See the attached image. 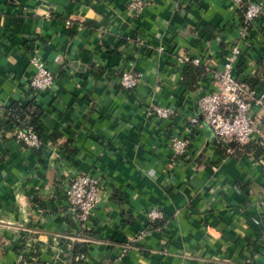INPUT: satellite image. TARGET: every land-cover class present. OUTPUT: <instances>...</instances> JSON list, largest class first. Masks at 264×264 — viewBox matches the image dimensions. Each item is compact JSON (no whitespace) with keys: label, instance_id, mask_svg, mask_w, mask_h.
<instances>
[{"label":"crops","instance_id":"obj_1","mask_svg":"<svg viewBox=\"0 0 264 264\" xmlns=\"http://www.w3.org/2000/svg\"><path fill=\"white\" fill-rule=\"evenodd\" d=\"M129 1L0 0V264L29 253L34 264H264V140L252 135L231 153L217 146L196 106L210 73L199 66L193 77L178 60L219 67L239 41L240 12L232 0H143L135 15ZM246 41L235 74L257 115L264 14ZM33 51L54 75L46 91L27 86ZM124 68L140 73L132 90L119 85ZM152 105L172 113L148 115ZM33 109L40 144L27 148L13 133ZM172 135L187 140L181 157H172ZM75 173L101 186L82 225L63 195ZM154 206L162 219L152 225Z\"/></svg>","mask_w":264,"mask_h":264},{"label":"built area","instance_id":"obj_2","mask_svg":"<svg viewBox=\"0 0 264 264\" xmlns=\"http://www.w3.org/2000/svg\"><path fill=\"white\" fill-rule=\"evenodd\" d=\"M234 6L240 12V20L237 27L238 42L229 46L223 55L220 66L214 65L211 59L200 60L188 55L178 58L180 62H187L196 66H202L209 71L212 88L204 92L196 99V106L202 116L204 124L212 131L215 144L231 153L233 147L246 144L252 135H256L258 141L264 140V102L261 97L254 100L261 113L252 114L250 109L251 91L243 81L235 74V65L241 56L240 43H246L247 36L256 19L264 14V0H232ZM143 0H131L127 7L137 15L144 7ZM159 51L162 47L158 48ZM29 64L33 67V73L27 82V86L34 92L50 89L54 83V75L44 61L33 51L29 58ZM140 73L131 68H124L119 73V85L124 90H132L139 82ZM148 115L160 119L169 117L172 109L164 106L152 105L148 108ZM17 120V119H16ZM196 120L190 118L189 122ZM13 138L16 142L27 148H37L39 138L27 121H22L15 129ZM233 145V146H230ZM187 140L177 135L170 136V148L172 157L184 155ZM101 191L98 176L84 173L70 175L65 182L63 195L68 203L74 219L82 225L95 208ZM146 219L153 223L162 219V213L157 206L151 207L145 213ZM145 231L140 230L129 239V243L122 246L123 251L138 243ZM84 257L83 253L78 259ZM17 264H34L32 258L26 259L22 254L18 255Z\"/></svg>","mask_w":264,"mask_h":264},{"label":"trees","instance_id":"obj_3","mask_svg":"<svg viewBox=\"0 0 264 264\" xmlns=\"http://www.w3.org/2000/svg\"><path fill=\"white\" fill-rule=\"evenodd\" d=\"M184 63L188 64L187 66H185L184 70L185 69H189L191 71L193 77H197L199 74L201 75V71L197 70L199 68V66H196V65H193V64H190V63H187V62H184ZM190 67H192V69ZM180 80H183V77H181ZM27 105H28V103H25V105L20 106V107L21 108L23 107V108L27 109V107H28ZM18 107L19 106L17 105V101L14 100L6 108L3 109L4 114L7 116V121L11 120L10 118H13L14 117V116H12L13 115V112H14L13 110L14 109H17ZM35 115H36L35 114V109H33L32 112H31L30 120L27 121L28 124L32 127V129L34 131H35V129H34L35 126L34 125H35V121H36V118H34ZM152 225H154V224L152 223ZM83 250H84V248H81V246L79 244L73 245V247H72V254L74 256V259L75 258L78 259V255L80 253H82ZM29 254H30V256H28V257L25 256V258L28 259V260H29V258L35 256V255H33V253H29Z\"/></svg>","mask_w":264,"mask_h":264},{"label":"rangeland","instance_id":"obj_4","mask_svg":"<svg viewBox=\"0 0 264 264\" xmlns=\"http://www.w3.org/2000/svg\"><path fill=\"white\" fill-rule=\"evenodd\" d=\"M19 255V254H18ZM23 257L25 258V256L23 255Z\"/></svg>","mask_w":264,"mask_h":264}]
</instances>
